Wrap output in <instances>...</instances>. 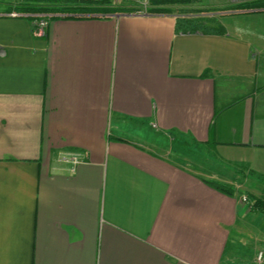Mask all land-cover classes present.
<instances>
[{"label": "crops", "instance_id": "1", "mask_svg": "<svg viewBox=\"0 0 264 264\" xmlns=\"http://www.w3.org/2000/svg\"><path fill=\"white\" fill-rule=\"evenodd\" d=\"M111 6L0 11L22 15H0V264H241V199L264 189V12L205 35L163 5Z\"/></svg>", "mask_w": 264, "mask_h": 264}, {"label": "rangeland", "instance_id": "2", "mask_svg": "<svg viewBox=\"0 0 264 264\" xmlns=\"http://www.w3.org/2000/svg\"><path fill=\"white\" fill-rule=\"evenodd\" d=\"M25 1L26 0H0V11L6 10L12 5L21 4ZM163 1L166 0H152L148 5V9L151 4H153V6L163 5V7L165 6V9L162 8L163 10L172 9L174 12L180 14L179 17L198 18L206 21L212 20L215 23H220V19L232 16L236 11H238L231 10L232 8H230L235 4V0H188L186 3H164ZM118 6L126 7V5ZM225 19V22L228 25L235 22L238 18L229 17ZM177 145L180 147L177 148V150L180 151L181 154L187 155L190 158L197 157L200 150L204 151V149H200L202 145L191 141H188L185 145L182 143H177ZM182 145L183 147H181ZM206 156H211V153L207 152L205 157ZM257 190L258 191H256L255 194L260 198H264V189L263 191L260 188ZM253 213L255 215L253 216V219L251 220L249 218L248 220L250 225H248L246 229L243 228L241 234L239 235L238 242L241 243L243 248H241V246L237 248V244L232 245L234 244L233 241L229 246L228 254L238 252V257L240 260H242V263L240 262L241 264H249L253 258H255V263L258 264V255L260 252H264V247H260V240H263L262 235L264 236L262 233V230L264 231V215L255 212Z\"/></svg>", "mask_w": 264, "mask_h": 264}, {"label": "trees", "instance_id": "3", "mask_svg": "<svg viewBox=\"0 0 264 264\" xmlns=\"http://www.w3.org/2000/svg\"><path fill=\"white\" fill-rule=\"evenodd\" d=\"M164 3H186L188 0H166ZM73 4L74 7L67 8L65 5ZM99 4L102 7L93 8L92 5ZM76 6V7H75ZM231 10L238 11H256L264 12V0H246L231 6ZM7 11L16 10L18 12H26L30 14H58L66 13L69 10L83 11V12H103V13H115L123 8L111 6L110 3L103 1L100 3L83 2L81 0H26L24 3L15 4L10 6ZM130 10V9H125ZM176 32L182 34H205V35H224L226 33L225 28L214 21H206L198 18H186L181 17L176 22ZM264 181V180H263ZM213 188L229 195L235 196L236 190L227 184L220 182L209 183ZM251 203V212L264 215V198H260L254 195H248Z\"/></svg>", "mask_w": 264, "mask_h": 264}, {"label": "built area", "instance_id": "4", "mask_svg": "<svg viewBox=\"0 0 264 264\" xmlns=\"http://www.w3.org/2000/svg\"><path fill=\"white\" fill-rule=\"evenodd\" d=\"M83 2H92V3H100L103 1H106L110 3V5H126L128 7H132L135 9V13L137 15H145L147 13L148 5L151 3L152 0H81ZM246 0H235V4L243 2ZM1 16H11V17H19L22 16L18 12H12L7 14H0ZM49 15H44L42 18H40L36 22V30H35V36L37 37H43L45 35L46 29L49 24ZM60 161L66 162V163H72V164H78L80 162V158L76 154H66L61 153ZM242 202L245 205L249 206V209L251 208L250 199L247 195L242 196ZM258 264H262L264 261V252H260L257 258Z\"/></svg>", "mask_w": 264, "mask_h": 264}]
</instances>
